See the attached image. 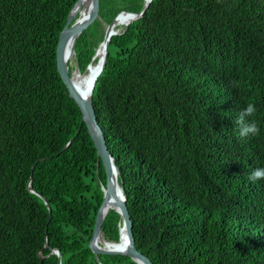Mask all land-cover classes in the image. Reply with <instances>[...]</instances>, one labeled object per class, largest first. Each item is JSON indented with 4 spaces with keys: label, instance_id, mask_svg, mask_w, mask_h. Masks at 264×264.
Here are the masks:
<instances>
[{
    "label": "trees",
    "instance_id": "16d2710c",
    "mask_svg": "<svg viewBox=\"0 0 264 264\" xmlns=\"http://www.w3.org/2000/svg\"><path fill=\"white\" fill-rule=\"evenodd\" d=\"M78 1L0 0V264H60L54 249L62 264H138L89 246L107 177L57 67ZM145 3L101 0L70 72L85 74L107 27ZM123 31L93 102L136 248L153 264H264V179H248L264 168V0H153ZM250 103L259 131L241 137ZM33 166L51 219L28 190ZM119 224L110 210L103 239L119 242Z\"/></svg>",
    "mask_w": 264,
    "mask_h": 264
},
{
    "label": "water",
    "instance_id": "95a60500",
    "mask_svg": "<svg viewBox=\"0 0 264 264\" xmlns=\"http://www.w3.org/2000/svg\"><path fill=\"white\" fill-rule=\"evenodd\" d=\"M153 0H145V7L142 12L135 13V12H121L118 17L123 14H131L134 16L133 22L142 18L145 13L147 12L148 8L150 7ZM88 10V14L85 18H82V11ZM100 11H101V0H79L75 6L73 7L69 17L67 24L65 25L64 29L60 33L58 47H57V67L59 74L65 83L70 96L75 100L77 105L79 106L82 112V124H86L89 134L94 142V145L97 149L98 157L102 160L107 181L106 185L103 186L104 197L100 209L96 216L95 228L93 232V236L91 242L89 244L90 249L94 252L96 256L99 255H124L132 258L138 264H153L151 259L138 251L136 248L135 236L133 232V222L131 220L130 212L128 209V205L126 202V197L123 192V188L119 183V169L117 168V162L114 156L112 155L110 148L107 144V139L105 137V133L100 126L93 102V91L95 88L96 81L98 77L103 72L109 55V44L113 36L120 34V32H116L111 36L113 28L116 24L118 17L107 27L105 33V39L100 44L99 48L97 49L96 55L94 56V60L98 55V51L100 50L101 46L105 44L106 49V56L103 61L101 70L99 71L98 75L92 80L90 84L89 93L84 94L79 90L78 86L76 85L75 81L73 80V73L74 71L78 70L75 68L72 73L70 72L71 60L75 55V48L77 44L78 38L100 18ZM130 25V24H129ZM128 25V26H129ZM124 32V31H123ZM70 46L69 53L66 54V49L68 45ZM92 63L88 66V69ZM79 71V70H78ZM81 74V73H80ZM84 75V74H82ZM80 130L78 131L77 135L79 134ZM76 138V137H75ZM73 138L63 149L65 151L75 140ZM35 170V166L32 168V175L28 182V190L43 198L33 187V172ZM118 194L122 196L121 199H118ZM45 204L48 206L50 212V219L52 217V207L51 204L43 198ZM116 199L117 202L113 203L112 200ZM113 206L112 210H115L120 215V226H123V229L126 232L128 245L123 250H115V249H107L106 247L102 246L99 241L103 239L102 233V226L108 214H105V208L109 206ZM121 232V229H120ZM110 244H116V242H108ZM45 247H48V242ZM53 253L58 255L61 261V253L59 250L54 249ZM40 257L42 255L40 254Z\"/></svg>",
    "mask_w": 264,
    "mask_h": 264
},
{
    "label": "bare ground",
    "instance_id": "6f19581e",
    "mask_svg": "<svg viewBox=\"0 0 264 264\" xmlns=\"http://www.w3.org/2000/svg\"><path fill=\"white\" fill-rule=\"evenodd\" d=\"M81 14H82V18H85L88 14V10L82 11ZM121 15H127L129 17L121 16ZM121 15L118 17L117 21L120 19L125 20V21L114 26L111 36H113V34H115L116 32H121L123 29H125L129 24L133 22V19H134L133 15L126 14V13H123ZM118 26L121 27L120 31H117L116 29ZM70 46H71L70 44L67 46L66 54L69 53ZM105 56H106V49H105V44H104L101 46L100 50L98 51V55L96 57L97 62L93 63L84 75L80 74L78 70L74 71L73 80L75 81L76 85L78 86L79 90H81L82 93L84 94L89 93L90 84L92 83V80L98 75L99 71L101 70ZM121 198L122 196L118 194V199H121ZM112 202L115 203L117 201L116 199H113ZM112 209H113L112 205L105 208V212H106L105 214H109L110 210ZM120 229H121V232H120L119 242H116V244H110L108 243V241L101 239L99 243L102 246L106 247L107 249H115V250L125 249L128 245L127 235L122 225Z\"/></svg>",
    "mask_w": 264,
    "mask_h": 264
},
{
    "label": "clouds",
    "instance_id": "9594fccd",
    "mask_svg": "<svg viewBox=\"0 0 264 264\" xmlns=\"http://www.w3.org/2000/svg\"><path fill=\"white\" fill-rule=\"evenodd\" d=\"M255 112V106L253 104H248L247 108H244L239 112L235 119V124L239 126V134L241 137L247 136L249 133L256 134L259 129L257 125L253 123H248V117L252 116ZM249 180L255 182L257 180L264 179V168L255 169L248 177Z\"/></svg>",
    "mask_w": 264,
    "mask_h": 264
},
{
    "label": "rangeland",
    "instance_id": "374dc122",
    "mask_svg": "<svg viewBox=\"0 0 264 264\" xmlns=\"http://www.w3.org/2000/svg\"><path fill=\"white\" fill-rule=\"evenodd\" d=\"M123 30H124V29H123ZM123 30H122V31H123ZM122 31H121V32H122ZM73 65H74V64H73ZM71 66H72V63H71ZM74 69H75V68H74Z\"/></svg>",
    "mask_w": 264,
    "mask_h": 264
}]
</instances>
